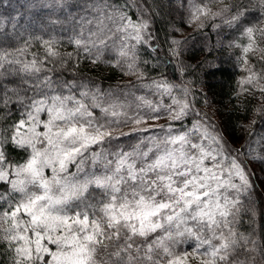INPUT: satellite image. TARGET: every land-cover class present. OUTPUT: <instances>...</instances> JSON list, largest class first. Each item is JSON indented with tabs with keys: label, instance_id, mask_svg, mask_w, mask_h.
Masks as SVG:
<instances>
[{
	"label": "snow or ice",
	"instance_id": "1",
	"mask_svg": "<svg viewBox=\"0 0 264 264\" xmlns=\"http://www.w3.org/2000/svg\"><path fill=\"white\" fill-rule=\"evenodd\" d=\"M185 4L188 26L202 33L211 21L223 39L202 47L207 56L195 66L180 59L187 40L172 39L168 52L180 75L201 66L206 76L222 73L208 57L227 47L245 72L235 97L259 92L264 99V67L250 60L264 65V0ZM39 6L76 7L68 0ZM87 8L67 39L71 52L62 51L59 36L29 32L23 13L0 16V264H255L257 252L264 258V228L259 239L237 228L242 213L256 215L249 162L264 164V135L252 141L251 125L242 126L248 139L233 148L196 108L192 81L153 78L141 68L148 63L142 49L159 51L152 5L91 0ZM82 60L135 77L153 99L129 100L91 78L77 81L75 71L73 79L61 78ZM185 244L191 251H180Z\"/></svg>",
	"mask_w": 264,
	"mask_h": 264
},
{
	"label": "trees",
	"instance_id": "2",
	"mask_svg": "<svg viewBox=\"0 0 264 264\" xmlns=\"http://www.w3.org/2000/svg\"><path fill=\"white\" fill-rule=\"evenodd\" d=\"M45 2L46 0H0V16L5 18L17 17L23 13L20 23L29 25V32L35 35L52 33L59 36L64 40L62 51H73V47L67 43V39L72 34V29L79 24V16L89 15L87 5L91 3V0H68L76 7L63 12L41 8L39 5ZM118 2L123 3V0H118ZM140 2L144 3L146 7L152 5L155 9V15L152 16V28L157 37L156 45H158L159 51L152 52L151 49H142L141 55V59L148 61L146 65H141L148 76L157 78L163 74L176 83H180L181 80L192 81L190 86L195 90L196 108L202 114L206 113L211 121L218 125L225 139L233 148L240 149L248 139V134L242 126L251 125L250 131L255 133L251 137L252 141H256L264 135V99L261 98L260 93L256 92L240 99L234 95L238 88L237 81L245 75V72L236 64L238 53H234L227 47L217 46L208 59L221 65L224 69L222 73L218 72L215 76H206L204 75L206 69L201 66L194 70L189 69L186 75L181 76L178 70L179 61L173 60L168 52L172 39L187 40V44L183 45L185 51L180 59L186 65L195 66L207 56L206 51H201L202 47H212L223 39L222 36H218L212 30L210 26L212 22H208L202 33H197L193 29L187 34H182L184 27L188 26L186 23L188 18L187 5L181 7L185 0H140ZM129 3H134V0H129ZM219 6L216 4L213 5V8ZM69 11H71L72 16L77 18L75 23L72 16L68 15ZM131 11L137 12L136 9ZM151 12L152 8H149V13ZM25 37H27V33H25ZM224 43L227 42L224 41ZM105 58L111 59L112 57L106 56ZM250 60L256 64L257 68L264 67V65L257 64L254 58L250 57ZM165 61H172V63H165ZM173 64H176L177 67L173 68ZM73 71L76 73L75 79L77 81L91 78L98 82L103 90L117 94L122 93L129 100L132 98L130 94L145 95L149 99H153L149 95L148 89L136 87L135 77L124 75L119 69L106 65H96L90 60H82L75 69L69 67L64 70L61 78L73 79ZM3 82L7 83V81ZM8 87L12 88L15 85L8 84ZM253 120L256 121L254 125H252ZM126 129L123 130L127 131L128 129ZM251 147L255 149L257 145L253 143ZM241 158L244 159V157ZM249 169L256 174L255 184L258 191L253 196V199L256 200V215L251 216L242 213L237 228L240 232L252 235L254 239H259L261 230L264 228V220L260 216L261 202L264 201V164L258 161H250ZM184 250L191 251V248L185 244L180 248V251ZM253 255L255 256V264H264V258L259 252ZM3 259L0 257V260Z\"/></svg>",
	"mask_w": 264,
	"mask_h": 264
},
{
	"label": "rangeland",
	"instance_id": "3",
	"mask_svg": "<svg viewBox=\"0 0 264 264\" xmlns=\"http://www.w3.org/2000/svg\"><path fill=\"white\" fill-rule=\"evenodd\" d=\"M26 25V24H24ZM29 26V25H28ZM195 28V25H192V26H187V27H184L183 31H182V34H187L189 32H191L193 29ZM166 121V119H161L159 121V123H164ZM126 129V128H125ZM127 130V129H126ZM193 264H195V262H193Z\"/></svg>",
	"mask_w": 264,
	"mask_h": 264
}]
</instances>
